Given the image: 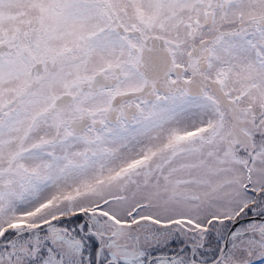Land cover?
<instances>
[{"label":"snow or ice","instance_id":"1","mask_svg":"<svg viewBox=\"0 0 264 264\" xmlns=\"http://www.w3.org/2000/svg\"><path fill=\"white\" fill-rule=\"evenodd\" d=\"M0 264H264V0H0Z\"/></svg>","mask_w":264,"mask_h":264}]
</instances>
